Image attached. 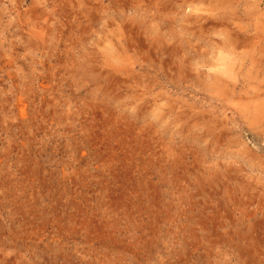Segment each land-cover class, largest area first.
I'll return each mask as SVG.
<instances>
[{"label":"rangeland","instance_id":"obj_1","mask_svg":"<svg viewBox=\"0 0 264 264\" xmlns=\"http://www.w3.org/2000/svg\"><path fill=\"white\" fill-rule=\"evenodd\" d=\"M0 264H264V0H0Z\"/></svg>","mask_w":264,"mask_h":264},{"label":"bare ground","instance_id":"obj_2","mask_svg":"<svg viewBox=\"0 0 264 264\" xmlns=\"http://www.w3.org/2000/svg\"><path fill=\"white\" fill-rule=\"evenodd\" d=\"M109 37V36H108Z\"/></svg>","mask_w":264,"mask_h":264}]
</instances>
